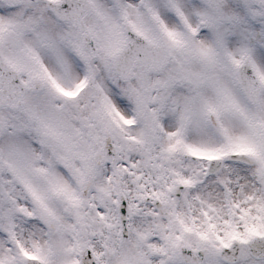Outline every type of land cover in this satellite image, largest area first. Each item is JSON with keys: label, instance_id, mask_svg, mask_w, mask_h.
<instances>
[{"label": "snow or ice", "instance_id": "snow-or-ice-1", "mask_svg": "<svg viewBox=\"0 0 264 264\" xmlns=\"http://www.w3.org/2000/svg\"><path fill=\"white\" fill-rule=\"evenodd\" d=\"M0 264H264V0H0Z\"/></svg>", "mask_w": 264, "mask_h": 264}]
</instances>
